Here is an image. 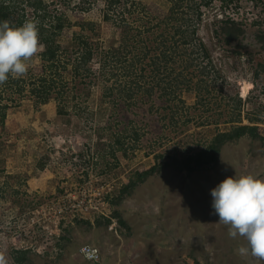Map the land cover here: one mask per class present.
Instances as JSON below:
<instances>
[{"label":"rangeland","instance_id":"374dc122","mask_svg":"<svg viewBox=\"0 0 264 264\" xmlns=\"http://www.w3.org/2000/svg\"><path fill=\"white\" fill-rule=\"evenodd\" d=\"M136 1L147 10L155 9L154 14L148 11L152 16L165 14L170 7L168 0ZM66 8L70 21L83 16L92 22L93 30L85 32L91 43L104 49L118 43V32L98 9L92 6L83 12L73 2ZM238 13L246 23V39L239 48L237 43L235 47L218 43L215 31L222 15L217 7L205 14L197 31L216 72L209 79L213 90L202 95L207 99L203 103H186L181 109L186 115L187 108H194L193 117L204 112L211 123L202 128L195 124L184 128L183 119L176 128L166 126L163 102L156 98L137 99L129 109L119 101L106 102L104 80L90 78L81 84L72 79L70 65L62 71L69 90L68 116L55 114V95L46 105L36 106L29 92L23 93L0 124V251L9 264L12 249L28 251L35 264H261L251 254H237L247 242L243 237L229 238L227 227L218 223L210 189L226 177L250 174L264 180V138H244L225 148L216 164L194 173L182 171L172 160L195 152L217 130L230 129L213 122L227 118L235 99L241 101L242 118L253 113L258 119L245 118L243 123L257 124L264 137V50L253 39L257 31L264 32V11L244 0ZM55 40L67 56H76L69 32ZM26 63V74L12 77L27 81L40 77L37 55ZM88 67L97 72L101 65L95 57ZM187 78L194 86L202 77L188 71ZM193 90L186 91L185 101L197 100ZM135 134L134 151L115 162L108 153L111 143L118 136L131 141ZM156 154L163 156L155 160ZM155 164L161 169L139 183L129 197L109 204L128 177ZM83 192V199H92L98 211L78 209ZM87 244L99 252L97 263L81 255Z\"/></svg>","mask_w":264,"mask_h":264},{"label":"trees","instance_id":"16d2710c","mask_svg":"<svg viewBox=\"0 0 264 264\" xmlns=\"http://www.w3.org/2000/svg\"><path fill=\"white\" fill-rule=\"evenodd\" d=\"M243 1L168 0L170 7L167 13L152 16V11L156 10H147L142 2L136 0H0V20H7L10 25L17 27L26 20L37 21L39 42L44 44L43 52L37 54L41 61L40 77H32L27 81L10 76L6 82L0 84V124H3L7 111L19 104L18 99L26 91L34 99L36 106L46 105L55 95V114L61 118L68 116L69 90L67 82L62 78V71H66L70 65L72 79H78L81 84L85 85L84 81L90 78L100 77L101 83L104 80L102 99L106 102L114 104L119 101L129 109L138 103L137 99L151 101L156 98L163 102L162 119L167 121L166 126L170 124L176 128L181 119L184 128L188 124H195L197 128L208 125L211 122L204 112L193 117L190 112L194 108H187L186 115L181 109L186 103L189 106L203 103L207 99L202 95H209L213 90L209 79L216 72L208 60L209 54L197 31L205 14L217 7L222 15L217 20L218 29L215 31L218 43H223L225 47H235L237 43L236 47L239 48L246 39V23L239 13L236 14ZM248 1L264 11V0ZM72 2L75 7L82 8L83 12L92 10V6L93 9H98L102 19L110 22L118 32V43L115 45L111 42L106 49L97 42L91 43L85 32L93 30L92 22L85 21L83 16L78 21H70L65 14V9H68L66 6ZM136 22L139 26H136ZM68 32L77 49L74 58L67 56V51L55 40L57 36ZM253 39L264 50V32L257 31ZM100 49L104 50L99 52ZM95 57L101 65L97 72L88 67V63ZM188 71H197L202 77L196 82L197 85L192 86V81L187 78ZM192 87L198 98L196 101L187 102L185 93L192 92ZM200 91L204 93L201 94ZM234 101V109L232 110V104L227 118H217L213 122L216 125H230V129L217 130L211 139L200 142L195 152L188 151L179 158H172L182 171L194 173L202 167L213 166L225 148L244 138H264L259 136L257 124L243 123L245 118L249 122H258L257 118L254 119V114L247 113L242 118L239 109L241 101ZM137 137L138 134H135V139L128 142L125 136L114 139L108 153L115 162H118V157L126 158L128 152L134 151ZM162 156L156 154L154 159L158 160ZM158 169L161 167L155 164L148 169L140 168L135 171L118 189V198L112 199L109 204H120L133 193L139 183L155 174ZM11 253V264H35L28 251L12 249Z\"/></svg>","mask_w":264,"mask_h":264},{"label":"clouds","instance_id":"9594fccd","mask_svg":"<svg viewBox=\"0 0 264 264\" xmlns=\"http://www.w3.org/2000/svg\"><path fill=\"white\" fill-rule=\"evenodd\" d=\"M38 31L35 20H26L18 27L0 20V84L10 76L25 75L26 62L43 52ZM210 196L211 208L218 223L227 227L229 238L243 237L247 242L237 248V254L241 257L251 254L264 264V180L250 174L226 177L210 189ZM87 259H94V253ZM0 264H9L3 251Z\"/></svg>","mask_w":264,"mask_h":264},{"label":"built area","instance_id":"2783aa9c","mask_svg":"<svg viewBox=\"0 0 264 264\" xmlns=\"http://www.w3.org/2000/svg\"><path fill=\"white\" fill-rule=\"evenodd\" d=\"M83 196H84V192L81 194V197H80V202H79V205L77 206L78 209L80 210H87L89 208V210H92V211H98V206H97V203H94L92 201V199H86L87 197H85L83 199ZM91 196V195H90ZM92 197V196H91ZM101 200V199H100ZM102 201V200H101ZM104 203H102V206H103ZM88 207V208H87ZM64 209V208H63ZM74 210H76L74 208ZM80 253L81 255L84 257L85 260L87 261H90V262H93V263H97L99 261V252L97 251L96 248H94L93 246L91 245H84L81 247V250H80ZM94 253V259L92 260H89L87 259V256L89 254H92Z\"/></svg>","mask_w":264,"mask_h":264},{"label":"bare ground","instance_id":"6f19581e","mask_svg":"<svg viewBox=\"0 0 264 264\" xmlns=\"http://www.w3.org/2000/svg\"><path fill=\"white\" fill-rule=\"evenodd\" d=\"M223 22V21H222Z\"/></svg>","mask_w":264,"mask_h":264}]
</instances>
